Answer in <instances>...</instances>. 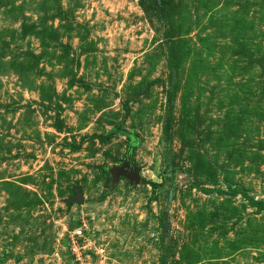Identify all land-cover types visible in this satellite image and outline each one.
Returning <instances> with one entry per match:
<instances>
[{
    "label": "rangeland",
    "instance_id": "1",
    "mask_svg": "<svg viewBox=\"0 0 264 264\" xmlns=\"http://www.w3.org/2000/svg\"><path fill=\"white\" fill-rule=\"evenodd\" d=\"M0 264H264V0H0Z\"/></svg>",
    "mask_w": 264,
    "mask_h": 264
},
{
    "label": "water",
    "instance_id": "2",
    "mask_svg": "<svg viewBox=\"0 0 264 264\" xmlns=\"http://www.w3.org/2000/svg\"><path fill=\"white\" fill-rule=\"evenodd\" d=\"M129 172H130L129 165H127V169H122V173L128 174ZM131 176L133 180H136L137 182L140 181V178L138 177L137 172L135 170L131 172ZM70 201L81 205L85 202V199L82 192L78 190L76 195L73 198H71Z\"/></svg>",
    "mask_w": 264,
    "mask_h": 264
},
{
    "label": "built area",
    "instance_id": "3",
    "mask_svg": "<svg viewBox=\"0 0 264 264\" xmlns=\"http://www.w3.org/2000/svg\"><path fill=\"white\" fill-rule=\"evenodd\" d=\"M80 235H83V230H77L74 231L73 236H71V241H72V250L74 253L78 254L79 248H78V239L81 237Z\"/></svg>",
    "mask_w": 264,
    "mask_h": 264
},
{
    "label": "trees",
    "instance_id": "4",
    "mask_svg": "<svg viewBox=\"0 0 264 264\" xmlns=\"http://www.w3.org/2000/svg\"><path fill=\"white\" fill-rule=\"evenodd\" d=\"M144 182L150 184L155 189L159 187V185L156 183H150V182H146V181H144Z\"/></svg>",
    "mask_w": 264,
    "mask_h": 264
}]
</instances>
